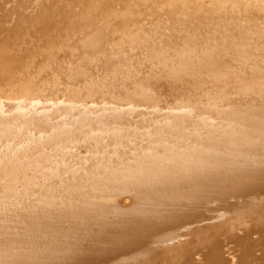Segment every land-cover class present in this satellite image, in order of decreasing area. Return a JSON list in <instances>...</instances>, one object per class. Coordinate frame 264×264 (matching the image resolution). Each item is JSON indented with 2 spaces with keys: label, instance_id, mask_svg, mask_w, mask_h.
<instances>
[{
  "label": "bare ground",
  "instance_id": "6f19581e",
  "mask_svg": "<svg viewBox=\"0 0 264 264\" xmlns=\"http://www.w3.org/2000/svg\"><path fill=\"white\" fill-rule=\"evenodd\" d=\"M0 264H264V0H0Z\"/></svg>",
  "mask_w": 264,
  "mask_h": 264
}]
</instances>
